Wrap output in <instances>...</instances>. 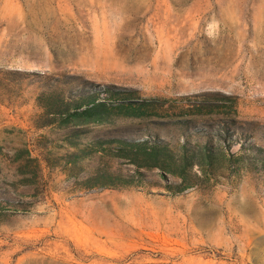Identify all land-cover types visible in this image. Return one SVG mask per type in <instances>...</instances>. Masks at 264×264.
<instances>
[{"label":"rangeland","instance_id":"1","mask_svg":"<svg viewBox=\"0 0 264 264\" xmlns=\"http://www.w3.org/2000/svg\"><path fill=\"white\" fill-rule=\"evenodd\" d=\"M90 97L156 107L54 116ZM201 101L211 110L188 115ZM222 131L234 143L204 161L197 146ZM115 138L168 143L188 155L185 180L132 163ZM257 148L264 0H0V198L23 201L0 207L15 212L0 220V264H264Z\"/></svg>","mask_w":264,"mask_h":264},{"label":"trees","instance_id":"2","mask_svg":"<svg viewBox=\"0 0 264 264\" xmlns=\"http://www.w3.org/2000/svg\"><path fill=\"white\" fill-rule=\"evenodd\" d=\"M110 95L113 97L116 94L117 95H125V93L117 92L116 94L111 92L110 89L107 90ZM115 94V95H114ZM136 102V101H135ZM153 99H146L141 100L136 103L134 101H127L126 98L119 99L118 101L114 100L110 101L109 103H106V101H95L94 97H90L85 101V107L82 110H77L80 108V106H77L76 109L73 111H70L66 106H57L55 109L56 114L55 117H60L63 120V123H66L69 121V119H72L75 116L79 115H85L89 116L93 112H108L113 109L117 110H123L125 109L128 111L130 115L136 116V117H142L145 115V111L147 109H155V103H153ZM193 110H187L188 115H197L202 114L203 108L206 107L207 109L211 110L210 107L212 105L210 103H207L206 101L197 102L195 104ZM184 109V108H181ZM185 110V109H184ZM184 110L177 112L175 120L172 124H175V126H178L179 128H183L186 122V119L179 118L184 117L187 114H184L186 112H183ZM59 121V120H58ZM216 142L214 143L212 134H208L204 136L202 143L200 146H197L198 154L203 158L206 162H212L213 159H220L224 156V153L230 149L232 144L234 143V140H229V135L226 134V132H217L216 134ZM113 141H116L118 144V148L121 151V154L129 159V161H132V163L138 164V165H147V166H156L159 168L166 169L168 171L173 172H179L180 175H183V179L185 180L184 171H185V165L187 163V156L188 155H182V160L176 161L174 159V154L172 150L169 147V144L166 142H163L159 139H155L153 141H147V140H126L121 138H115ZM212 142V146H211ZM101 143V142H100ZM214 146V147H213ZM257 147V146H256ZM183 148V147H182ZM257 156L255 157V160L258 161V163L261 165V167L264 169V150L262 148H257ZM196 153V150H195ZM194 153V154H195ZM15 161H19L22 163V165L29 164L30 162L36 161L34 157H31L30 152L28 149H18L15 151ZM85 154L83 151H75L72 152L70 155V159L73 161H77L78 158L83 157L82 155ZM185 154V153H184ZM24 155V156H23ZM193 155V154H192ZM242 156L230 153L229 159L231 163H234L236 161L241 160ZM178 163V164H177ZM97 176L103 178L104 182H112V181H121L125 183H129V178L124 177L122 175H114L113 173L109 172L108 170H102L96 173ZM34 176L36 177V173H34ZM31 179V176H28L25 178L23 176L21 180L28 181ZM31 181V180H30ZM113 183V182H112ZM114 184V183H113ZM3 194H5L3 192ZM4 203V204H2ZM23 201L21 199H12L8 198L7 196L0 198V207L1 205H12L13 207L18 208V205H21ZM9 213H15L12 210L6 209L3 211L0 208V220H2V217L5 215H8Z\"/></svg>","mask_w":264,"mask_h":264}]
</instances>
